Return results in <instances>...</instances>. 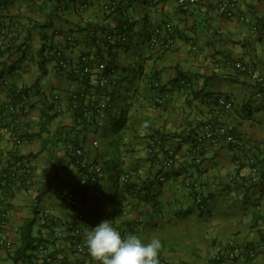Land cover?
Masks as SVG:
<instances>
[{
  "label": "crops",
  "instance_id": "1",
  "mask_svg": "<svg viewBox=\"0 0 264 264\" xmlns=\"http://www.w3.org/2000/svg\"><path fill=\"white\" fill-rule=\"evenodd\" d=\"M84 1L86 8L79 9V0H0V23L9 30L0 36V174L14 157L30 164L26 183L0 178V211L7 214L11 242V248L0 247V264H81L72 244L78 238L75 214L63 200L69 191L90 198L77 222L80 238L110 220L122 238L133 234L145 244L159 239V264H208L216 252L219 264H264V98L257 94L264 86V0H238L250 25L224 17L215 0L191 6L175 0ZM112 1L117 6L105 10ZM125 18L124 47L107 48L115 41L100 29L115 33ZM165 21L173 25L174 45L148 48L149 29ZM60 34L73 37V44H61L70 67L81 54L104 55L116 66L112 84L83 99H111L99 129L74 122L69 95L83 86L55 69L49 50ZM42 46L48 49L40 57ZM234 61L252 73L235 69ZM150 80L159 82L161 104L154 102ZM21 88L30 89L24 108L17 114L6 110L19 102L13 91ZM207 93L228 97L233 109L207 102ZM196 116L227 124L238 143L196 149L187 137H173L184 130L196 134ZM155 133L165 135L164 148H173L170 168L162 167L163 153L147 149ZM93 165L101 169L95 183L88 177ZM129 170L137 176L122 184L119 176ZM196 192L205 202H194ZM27 222L38 247L15 261ZM227 250L235 255L226 257ZM90 264L99 262L91 257Z\"/></svg>",
  "mask_w": 264,
  "mask_h": 264
},
{
  "label": "built area",
  "instance_id": "2",
  "mask_svg": "<svg viewBox=\"0 0 264 264\" xmlns=\"http://www.w3.org/2000/svg\"><path fill=\"white\" fill-rule=\"evenodd\" d=\"M179 6H191L197 4L198 0H175ZM215 5L222 15L226 18H236L239 21L246 24H253V20L244 15L238 10V0H215ZM87 3L84 0H79V9L86 8ZM117 6V2L112 1L104 8L107 11L113 10ZM9 33L8 26L4 23L0 24V36H6ZM57 43L52 44L49 50V54L55 62V69L57 71H64L66 74L74 72L78 77L77 81L83 86L81 90L74 91L69 95V107L73 113L74 122L79 125H88L94 126L95 128H101L104 125V121L107 117V112L111 106V99L109 96H103L102 103L97 102H84L86 95L96 94L99 90L103 89L106 85L112 84V76L115 73L114 64L107 59H104L103 56H98L99 58L91 57L88 54H81L77 65L72 68L70 67V62L67 59L64 46L61 44H73L72 35L60 34L57 35ZM103 37L109 41H117L120 44H124L126 40V34L119 32L116 34L108 35V33L103 32ZM124 42V43H123ZM146 43L148 48L157 49L159 51L169 50L174 45V29L170 21H165L159 24L153 25L147 34ZM233 67L241 72L246 74H251V67L241 62L234 61L232 63ZM83 76L87 77V84L81 83ZM182 82V81H181ZM184 82H182L183 84ZM149 85L154 91V102L156 104H161L163 102L162 94L158 92L159 82L158 81H149ZM187 86V85H186ZM262 98H264V92H258ZM23 97V96H22ZM26 97H23L17 104H8L6 110L11 111L12 113H19L22 108L25 106ZM209 103H213L215 106L223 108L225 110H232L234 105L233 102L222 94L211 95L208 98ZM195 122L198 125V132L194 134V147L200 149L205 145H208L212 148H219L222 145H236L239 141V138L236 134L232 132V129L222 122H215L212 120L205 119L201 116L195 117ZM152 142V141H150ZM193 144V143H192ZM153 147L150 146L148 151L150 153L157 152V148L160 145V141L156 140L153 143ZM195 149V151H196ZM76 155H79L80 149L76 148L74 150ZM163 153L164 158L162 159V167L170 168L173 163V148H165ZM194 161L198 163L200 161L199 157L194 158ZM252 163V172L256 173V166L254 160H250ZM92 173L88 176L89 181L97 182L98 175L101 172L100 166L93 165ZM30 173V164L28 160L18 157L14 160L11 166H8L7 169L1 172L0 178L4 179L6 177H11L14 179H22L23 182H27L28 176ZM137 176L135 170L125 171L119 176V181L122 184H126L131 179ZM165 176L163 174L158 176L159 181H163ZM251 181L255 180V176L250 178ZM195 191V190H194ZM193 191V192H194ZM98 192H94V197L98 196ZM90 198H85L82 194L74 193L69 191L64 195V203L74 212L75 222L72 225L73 234L77 235L78 238L72 239L73 248L76 252L82 255L81 264H90L91 256L88 254L87 247L84 244V238H80V225L79 222L85 213L86 205ZM194 202L201 204L202 198L201 195L197 192L194 193L193 197ZM8 221L7 214L5 211H0V247L11 248V242L6 237ZM248 253L253 254L252 250H249ZM235 255L233 250L225 251L226 257H233ZM221 259V254L219 252L213 253L211 260L208 264H219ZM181 264V263H177ZM193 264V263H188Z\"/></svg>",
  "mask_w": 264,
  "mask_h": 264
},
{
  "label": "clouds",
  "instance_id": "3",
  "mask_svg": "<svg viewBox=\"0 0 264 264\" xmlns=\"http://www.w3.org/2000/svg\"><path fill=\"white\" fill-rule=\"evenodd\" d=\"M84 244L88 254L99 264H159L158 253L161 248L159 239L153 238L145 244L133 234L122 238L110 220H102L86 231Z\"/></svg>",
  "mask_w": 264,
  "mask_h": 264
},
{
  "label": "trees",
  "instance_id": "4",
  "mask_svg": "<svg viewBox=\"0 0 264 264\" xmlns=\"http://www.w3.org/2000/svg\"><path fill=\"white\" fill-rule=\"evenodd\" d=\"M70 1H75V0H70ZM119 5V4H118ZM117 9L118 10H116L118 13H117V15L120 17V16H122V10H121V7H117ZM116 13V12H115ZM127 18H125V19H122V21H120V19L118 20V22H117V24H116V26H117V28L119 29L118 31H116L115 33L114 32H109V31H105L106 29H100V31L102 32H104V33H108V35H112V34H116V33H119V32H122L121 31V28L122 27H124V25L126 26L128 23H127V20H126ZM1 24V23H0ZM126 27H128V26H126ZM102 32V33H103ZM123 33H125V32H123ZM126 34V33H125ZM94 37V31L92 32V36H91V39ZM125 42H126V40H125ZM124 43V42H123ZM24 45V42H22V43H20V45L18 46V50L21 52V53H23L24 51H25V48H26V46H23ZM124 45L125 44H120V42H117V41H115L113 44H111V45H108V47L107 48H112V47H124ZM46 49H48V47H43L42 46V48H41V50L39 51V56L41 57L42 56V53L46 50ZM112 62V60L110 61V63ZM113 63V62H112ZM114 64V63H113ZM114 70L116 69V66H115V64H114ZM116 71V70H115ZM68 75H70V77H72L73 79H75V80H77L78 79V77L75 75V73L74 72H71V73H69ZM176 80V79H175ZM81 83H84V84H87V77L86 76H83L82 77V79H81ZM260 84H262V83H260ZM37 87V81L32 85V88H36ZM183 87H188V86H183ZM257 90H259V91H264V86H259V88L257 89ZM30 91V89H28V88H21V89H18V90H14L13 92H15L14 94H15V96L16 97H19V99L20 100H22V98L23 97H27L28 96V92ZM190 93H192L193 95L192 96H199V91H195V90H190ZM212 95H215V94H212ZM23 96V97H22ZM203 96H204V98L206 99V101L207 102H209L208 101V98H210V96H211V94H209V93H207V94H203ZM228 98V97H227ZM229 99V98H228ZM19 100V101H20ZM211 104H213V103H211ZM44 107H46V108H48V107H50V105H44ZM45 109V108H44ZM42 116L43 117H46L47 119H49L50 117H49V115L47 114V113H45V111L44 112H42ZM197 127H198V125H197ZM232 132L234 133V131L232 130ZM234 134H236V133H234ZM154 136H156V137H153V139H152V142H148L149 144H148V148H150V146H154L153 145V143L156 141V140H159L160 141V145L158 146V148H157V152H160V151H162V152H164L165 153V148H164V146L166 145V137H165V135H163V134H160V133H155L154 134ZM194 135L193 134H190V132L188 131V132H185V130L184 131H181L180 133H178L177 135H175V136H173L174 138H182V137H187L188 138V140L191 142V143H193V145H196L193 141L195 140L194 139V137H193ZM157 152H154V153H157ZM18 157V156H17ZM16 157V158H17ZM15 157L13 158V159H16ZM9 179H11V177H6V178H4V180L3 181H5V182H7ZM202 202H205L204 201V199L202 198ZM29 226H30V224L27 222V223H25L23 226H22V230H21V233H20V237H21V245H20V247L16 250V253H15V258H14V260L15 261H18L19 259H21L22 258V255H24V253L26 252V251H34V250H36L37 249V247H38V241L39 240H35V239H33V238H31L30 237V235H29ZM27 259L29 258V256L27 255V256H25Z\"/></svg>",
  "mask_w": 264,
  "mask_h": 264
}]
</instances>
